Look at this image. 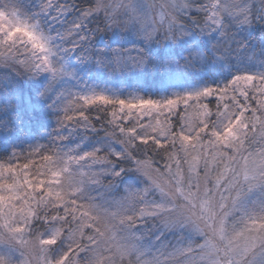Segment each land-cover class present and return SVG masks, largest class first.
<instances>
[{
  "label": "snow or ice",
  "instance_id": "6c2138e0",
  "mask_svg": "<svg viewBox=\"0 0 264 264\" xmlns=\"http://www.w3.org/2000/svg\"><path fill=\"white\" fill-rule=\"evenodd\" d=\"M198 3L199 0H191V3L186 0H164L160 4L149 2L153 31L157 28L164 31L167 26L166 36L171 33L175 37L184 27L220 26L224 11V8L216 7L220 0H212L204 16L193 14L191 23L185 20L189 15L188 8ZM88 11L102 12L105 28L124 27L135 19L141 23L149 22L148 16H141L136 11L133 0H97ZM50 39L37 24L22 20L14 10L0 8V56L15 55L14 50L18 51L17 46H21L28 56L19 58L18 62L28 73L55 72L57 69H53L50 62L53 52ZM229 91L239 92L245 99L251 91L257 105L252 109L251 117L246 116L247 108L241 105L244 111L235 119L229 114V123L224 125L223 131L213 132L216 143L239 152L248 124L253 128L260 125L264 134V75H236L224 87H204L186 92L184 96L167 97L164 102L175 105L181 99L212 97L213 93L222 102ZM232 98L236 100L235 95ZM80 100L86 106H104L110 117L109 123L118 126L116 129H119V120L125 110L146 105L159 107L161 103L152 97L123 98L104 93L83 95ZM17 104L18 101L12 97H0V130H14L11 119L18 116L15 112ZM224 107L227 109L229 106ZM79 116L84 117L85 113L81 111ZM66 119L71 120L72 116ZM89 156L95 160L105 159L104 155L91 152L57 163L53 156L40 154L38 149H34L28 154H14L8 161H0V238L20 251L18 259L0 256V264H264V211L250 212L243 206L247 193L258 187L264 190V148L250 161L241 157L245 163L239 169H232L227 179L224 175L218 176L211 188H204L202 197L197 192L194 198L198 200V210L193 201L180 192L176 197L165 196L162 202L145 201L131 215L127 214L126 205L117 206L115 211H102L93 204L73 198L78 189L72 187L73 179L66 175L68 165ZM116 174L119 175L118 172ZM153 188L149 185L142 191L129 192L127 203L143 201L144 194ZM181 199L185 203H180ZM59 206H63L62 213ZM48 209H52L54 214H48ZM41 211L45 213L43 216L38 215ZM151 217L169 229L190 224L200 239L182 240L170 251L146 258L123 243L117 233L122 225L131 228L142 219ZM34 219L54 220L60 227H56L52 235H45L33 227ZM70 222H75L70 231L71 246L59 257L50 259L51 246L56 245L61 228ZM85 244L94 246L92 259L78 258V252L85 250Z\"/></svg>",
  "mask_w": 264,
  "mask_h": 264
},
{
  "label": "rangeland",
  "instance_id": "374dc122",
  "mask_svg": "<svg viewBox=\"0 0 264 264\" xmlns=\"http://www.w3.org/2000/svg\"><path fill=\"white\" fill-rule=\"evenodd\" d=\"M58 1L59 0H32L30 1V4L25 7L26 11L22 12V14L19 13L18 10L11 9L16 11L17 15L22 20L37 24L39 30L51 38L49 43L52 46L53 52L50 56V62L52 68L57 69V71H41L38 75L28 73L23 65L18 62L19 58H26L28 54L23 51L21 46H17L18 51L14 50L15 55L8 53L0 56V74L10 75L15 78L21 77L20 80H24L21 75L25 76L26 80L30 81L31 84L33 83L32 85L35 87V91L42 92L43 96L40 98L44 100L45 104H50L54 107L53 109L64 113V120L61 118H54L46 121L50 128L55 126L48 137V142L53 145L52 149H48L46 141H43L41 137L37 140L28 139V141L25 142L18 138L19 136L17 133H14L11 141H4L3 130H1L0 142L2 140L3 142L0 144V153H2L0 154V161H8L14 154L22 156L32 152L34 149H38L40 154H50L53 157L58 155L54 158L57 163H62L64 160L71 157H81L84 153L95 152L97 155L105 156V159L101 161L108 166L106 158L108 157V154L111 153L112 155L113 151L119 153L123 150V154L128 156L134 145L137 146L139 139L146 142V140L151 137L154 140L155 149L157 148L158 150L163 142V138H167L168 128L173 125V119L179 112H182L184 115L181 116L179 120L187 119L188 126H186L184 130L188 128V134L182 133L178 136L175 140L178 147L174 145L171 151H167L168 154L166 152L167 156L165 160L161 162L158 160H151V158L146 155H135V157H132L130 159L132 162L131 164L133 165L131 171L136 174L137 179L130 182V186L133 188L131 191H142L149 185L155 187V189H149L148 191V202H162L165 196L176 197L180 192H183L189 200L193 201V204L196 205L198 210V200L194 198L197 192L200 197H202L204 188H211L218 176L224 175L225 179H227L228 176L231 175L232 169H239L245 163L244 159H241V157H247L250 161L256 156V154L251 156L248 154L245 155L241 149L237 152L234 148L228 145L218 144L215 142L214 135L200 137L207 136L205 133H200L199 137H195L198 131H203L204 122L207 120L206 117L209 116L210 111L214 109L220 110L223 116L226 115L227 120L224 122V119V121L217 119L211 121L210 119V128L213 129L212 126H214V129H217L221 126L222 129L219 132H222L224 125L229 123V114L232 115L231 111H234L236 115L243 111L241 105L237 103V101L243 96L240 95L239 92L234 91L232 93L229 91L228 96L222 102L215 93L212 94V97L205 96L200 99L189 97L181 99L175 105H169L165 103L164 100L167 97L177 94L184 96L186 92H195L204 87H224L234 76L239 74H228L224 82L212 79L207 83H200L198 85V83H195L193 80L186 81L183 85H180L176 91H170V96H162L159 98L158 100L161 101L159 107L146 105L142 108H135L130 111L125 110L119 120V129H116L118 127L116 125L107 129L106 135L102 136L106 143L95 144L92 148L90 146L92 140L89 141L86 138L87 136L83 134L84 131H90L91 128L86 120L83 121V117L79 116V113L81 111L85 113L88 108L95 110V106L97 105H83L80 97L83 95L99 93L123 98L135 96L134 94L128 95L121 90L122 85L126 83L125 80H127L130 75L131 58L125 49L123 52L119 53L116 66H112L109 76L105 81L106 83L101 85L102 75L100 73L96 74L95 72H92L94 64H89V60H87L85 54H81L78 47L74 45L70 46L68 42L64 44V41L67 40V36L60 25L66 23V26L73 27L76 24L87 23L83 25V31L86 33V36L82 38L81 36L78 37L81 38V40L84 38L87 41L93 42V44L103 41L102 37L95 32L96 28L93 24H96L97 27L98 25H101V29L104 30L105 33H109V38L112 42L123 41V39H134L131 42L132 45L130 47L135 48L136 45L139 44L137 39L155 37L157 38L158 45L161 46L164 42L169 40L161 38L160 29L157 28L153 31L154 25L150 23L152 9L149 2L160 4L163 3L164 0H133L136 11L141 16H148L149 22L141 23L138 19H135L127 23L124 27L108 28L103 26L105 21L102 12H89L88 9L90 7H85L84 9H81L82 11L80 10L78 14L76 13L72 20V24L68 25V21L62 22V16L69 11L67 14L68 16L71 13V10H68L70 9V5H65L64 7H61L62 9L59 7L54 9V5ZM226 1L227 0H223V2ZM96 2L97 0H93L92 6H94ZM209 4L210 3H207V6H204L203 9L206 10ZM218 5L219 4L216 5L217 8ZM159 11L160 10L157 9V12ZM221 25L211 28L205 27V29L209 32V35L218 36ZM162 32L166 34L167 26H165V30ZM189 35L190 34L187 31L185 32V30L182 29V31L175 37H173L171 33H168L167 37L172 38V42L176 45L181 38H190ZM104 41L106 42V39ZM221 57L222 55H220L219 58H216V60L221 61L223 59ZM12 60H14L19 66L13 68L11 66ZM101 67V65H98L97 68L100 69ZM180 77H182V75L175 74L171 75L169 79L172 81H179L181 79ZM0 79L5 81L1 76ZM11 79V81L3 85V88H6L7 91L4 93L0 90V97H14L16 85L12 84L13 78ZM26 80H24V82ZM92 80H96L98 83L93 81L92 85H90L89 82ZM37 84L40 85V90L36 87ZM39 94L40 93L38 92V95ZM44 95L47 96L46 99ZM232 95L236 96V100H233ZM30 97L32 98V96ZM28 105H30V103ZM224 105H228L229 107L225 109ZM233 105H237L238 109H234V107H232ZM99 108L104 110V106H99ZM186 108L189 111L188 118L185 116L186 112L184 109ZM69 115L72 116L71 120L66 119ZM232 118L235 119V117ZM73 120H77L78 122H76V124H71ZM194 120L195 122L196 120H199V122H196V124L192 126ZM144 126H147L148 129L150 128L149 132L151 136L147 135L146 137H139L138 139L136 134L134 136L135 129ZM58 135L64 136L61 142H58ZM135 137L138 140H134L133 138ZM67 141H72L74 143L69 147L55 148L56 145L63 143L66 144ZM208 143L214 146V148L210 149L207 146ZM224 149L231 150L230 152L225 153ZM85 150L89 152H86ZM208 155H212V157L215 156L216 161H213ZM91 158L93 161H96L90 156L78 161H73L68 165L69 171L66 175L71 172L79 171L84 165L87 166V163L84 161L85 159L91 160ZM36 159H39V157H36ZM93 176L96 179L98 178L99 175L97 170L93 171ZM96 187H99V185H96ZM131 191L127 188L128 193L125 196L118 194L110 195L111 197L108 198L106 195H103L101 197L102 202H108L105 206V211H107V208L108 211H115L117 206L126 205L127 214L131 215L132 211L141 206L142 203V201H134L132 203L135 204V207H133V205L128 206L126 197ZM245 192H247L246 186ZM146 194L147 193L144 194L145 201ZM99 196L98 189L96 188L94 190L86 191L85 197L81 195L78 197V200L80 202L92 204L98 200ZM180 203L183 204L185 201L181 199ZM243 206L250 212L264 211V190H261L258 187L250 193H247L243 198ZM51 210L52 209H48L47 211ZM59 211L62 213L63 206H59ZM42 212L43 211L38 213V215L43 216L45 213ZM65 219L69 221L71 220L70 217H65ZM38 220L45 222L48 221L44 219ZM70 223L64 226V228L66 227V231L61 230V238L57 239L56 245L51 246L49 254L50 259L59 257L64 251H67L68 247L71 246L70 228H72V226L69 225ZM53 224L44 227L42 230H40V228L38 229L45 235H52L57 227L53 226ZM86 231L90 230L86 229ZM117 234L123 243L130 245L136 252L143 254L146 258L166 253L182 240L191 239L198 241L200 239L194 227L190 224H185L179 229H169L165 228L155 217L144 218L141 222L136 223L131 228L122 225ZM81 239L83 240V238ZM93 250V245L85 244V250L78 252V258L81 260L88 258L92 259ZM0 256L18 259L20 257V251L15 246L9 244L6 240L0 238ZM169 264H172V262H169Z\"/></svg>",
  "mask_w": 264,
  "mask_h": 264
},
{
  "label": "trees",
  "instance_id": "16d2710c",
  "mask_svg": "<svg viewBox=\"0 0 264 264\" xmlns=\"http://www.w3.org/2000/svg\"><path fill=\"white\" fill-rule=\"evenodd\" d=\"M30 1L32 0H22V3L16 4L20 7L21 12H25V7L30 4ZM92 1L93 0H59L54 5V9L57 7L62 9L61 7L70 5V9L68 10H71V13L67 16L69 13V11H67L62 18V22L68 21V25H70L72 24L75 14H78L80 10L85 7H91L93 4ZM11 2L12 0H0V8H4L3 4L5 3L8 5L9 9H13L15 5ZM186 2L191 3V0H187ZM211 2L212 0H199L198 4H192V6L188 8L189 15L185 17V20L191 23L193 14L204 16L205 10L203 7ZM221 7L224 8V11L221 13L222 25L218 36L209 35L205 27L195 29L184 27L183 30L190 34V38H181L178 43L179 45H175V43L172 42L173 39L167 37L166 34L161 31V38L169 40L164 42L161 46L158 45L157 38L147 37L137 39L139 44L136 45L135 48H131V42L134 39H123V41L112 42L109 38V33H105V31L101 29V25H98V28L96 24L92 23L96 28L95 32L101 36L103 40L93 44V42L87 41L84 38L81 40L82 37L86 36V33L83 31V25L87 23L76 24L73 27L61 24L60 27H62L67 36V40L64 41V44L68 42L70 46L74 45L78 47L79 52L81 54L84 53L87 60H89V64H94L95 71L92 69V72L102 75L101 85L106 83L105 81L109 76L112 66H116L118 54L125 49L131 58V70L128 79L125 80L126 83L122 85V92L128 95L134 94L135 96L152 97L158 100L162 96H170V91H176L180 85L190 80H193L199 85L200 83H207L212 79L224 82L228 74L241 75L248 73L256 76L264 75V0H227L226 2L220 0L218 8ZM5 9L8 10V8ZM78 36H81V38ZM105 39L106 42L104 41ZM220 55H222L221 58L223 59L221 61L216 60ZM11 62L13 68L19 66L14 60ZM98 65L102 67L98 69ZM175 74L182 75L179 81H172L169 79L171 75ZM0 76L5 79V81L0 79V90L4 93H6L7 90L3 88V85L7 84L12 80L11 78H13L12 84L16 85V92L13 98L18 101L15 107V112L18 116L11 119L14 130H3V140L11 141L14 133H17L19 136L18 138L25 142H27L28 139L37 140L41 137L43 141H46L48 149H52L53 145L48 142V137L55 126L50 128L46 121L54 118H61L64 120V113L53 109L54 107L50 104H45L44 100L40 98L43 96L42 92L35 91V87L32 85L33 83L31 84L30 81L26 80L25 76L21 75L22 78L26 80L25 82L24 80H20L21 77L15 78L4 74H0ZM93 81L98 83L96 80H92L89 84L92 85ZM36 87L40 90L39 84H37ZM38 92L40 93L39 95ZM30 96H32V98ZM44 97L45 99L47 98L45 95ZM29 103L30 105H28ZM239 105L246 106V116H252V109L256 108L257 105L255 100L252 99L251 91L248 93V99L244 97L239 99ZM232 107L238 109L237 105H233ZM242 110L244 111L243 108ZM184 111L186 112L185 116L188 118V109L186 108ZM231 113L233 115L232 117L236 116L234 111H231ZM11 115L12 114L9 113V116ZM183 115L184 113L179 112L173 119V125L168 128L167 138H163V142L158 150L157 148L155 149V143L151 137L148 138L146 142L139 139V137L151 136L149 132L150 128L148 129L147 126H144L135 129L134 136L135 134L137 135L139 142L137 146L134 145L132 150H130L128 156L123 154V150L119 153L113 151L112 155L110 153L108 157H106L108 166L101 160L93 161L92 158L91 160L85 159L84 162L87 163V166L91 167L84 165L79 171L68 174V176L73 179L72 187L78 189L74 198L78 199L81 195L85 197L86 191L97 188L100 196L98 200L92 204L100 210L105 211V206L108 202H102L101 197L103 195H106L108 198L111 197L110 195H127V188L130 191L133 189L130 186V182L137 179L136 174L131 171L133 165L130 159L135 157V155H146L154 161L158 160L161 162L165 160L168 154L167 151H171L174 145L178 147L175 141L178 136L182 133L188 134V128L184 130L186 126H188L187 119L179 120ZM257 115H261V113L257 112ZM206 118L207 120L204 122L203 131H198L195 137H199L200 133H205L207 135L200 137H209L213 135L214 130L221 131V126L217 129H214V126H212L213 129L210 128V119L211 121L224 119V122L227 120V116H223L220 110L217 109L211 110L209 116ZM85 120L91 129L90 131H84L83 134L87 136L86 138L89 141L92 140L90 146L93 148L95 144L106 143L102 136L106 135L107 129L113 127V125L109 123L110 117L108 113L100 109L99 106H95V110L88 108L83 117V121ZM76 122L78 121L73 120L71 124H76ZM196 122H199V120H196ZM196 122L194 120L192 126H194ZM244 131L246 135L243 137L244 144L241 150L245 155H257L258 151L264 148V139H262V135L264 134L261 132L260 125L253 128L251 124H248L247 129ZM58 136V142H61L64 136ZM133 139L135 140L136 137ZM73 143L72 141H67L66 144L56 145L55 148L69 147L73 145ZM207 146L210 149L214 148L210 143H208ZM230 150L224 149V152H230ZM56 156L58 155H55L54 158H56ZM208 156L213 161H216L215 156ZM94 170L98 171L99 176L97 179L93 176ZM117 172L119 175L116 174ZM96 185H99V187H96ZM148 195L147 192L145 196L147 202ZM144 202L145 200L142 201L141 205ZM131 205L135 207L133 203L128 204V206ZM47 212L48 214H54L53 210ZM52 224L53 226L60 227V224L54 220L45 222L34 219L33 221V226L40 228V230ZM69 225L73 227L74 223H70ZM65 228L62 227L61 230L63 231ZM60 238L61 237H59V239Z\"/></svg>",
  "mask_w": 264,
  "mask_h": 264
}]
</instances>
